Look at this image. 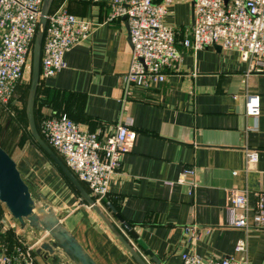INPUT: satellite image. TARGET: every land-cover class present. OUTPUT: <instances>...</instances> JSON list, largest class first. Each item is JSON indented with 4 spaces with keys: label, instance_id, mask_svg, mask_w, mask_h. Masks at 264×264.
Instances as JSON below:
<instances>
[{
    "label": "crops",
    "instance_id": "0c3cea01",
    "mask_svg": "<svg viewBox=\"0 0 264 264\" xmlns=\"http://www.w3.org/2000/svg\"><path fill=\"white\" fill-rule=\"evenodd\" d=\"M193 2L172 0L164 15V22L176 32L181 54L177 68L167 70L164 81L133 87L125 94L121 77L128 68L131 43L124 18L109 20L112 7L106 2L53 0L50 10L62 5L95 25L87 39L64 54L65 67L40 82L37 118L63 113L81 128L98 132L101 139L120 119H130L135 138L109 181L101 207L151 264L155 263L107 204L161 264H181L183 253L230 256L239 238H246V259L264 264V229L226 225L230 190H246L251 207L256 194H264V67L249 70L235 50L216 45L198 50L184 47L181 40L193 23ZM246 91L259 95L256 120L245 115ZM0 145L18 164L10 149ZM244 148L258 152V160L249 167ZM46 161L47 168L40 173L41 181H46L42 186L40 179L34 186L22 176L36 196H45L98 264H138L75 187ZM186 167L194 168L196 186L191 194L177 182ZM10 224L15 226L9 228ZM186 227L194 230L186 232ZM15 234L34 246V264H47L35 253L40 239L29 228L21 229L0 202V239L10 247Z\"/></svg>",
    "mask_w": 264,
    "mask_h": 264
},
{
    "label": "built area",
    "instance_id": "2783aa9c",
    "mask_svg": "<svg viewBox=\"0 0 264 264\" xmlns=\"http://www.w3.org/2000/svg\"><path fill=\"white\" fill-rule=\"evenodd\" d=\"M42 1L0 0V103L4 106L15 102L20 81L30 64ZM93 1L111 5L109 20L124 18L127 23L131 50L128 68L121 77L125 94L133 87L145 88L152 82H162L167 70L177 68L181 54L176 47V32L164 22L166 7L172 0ZM94 25L95 22L78 18L62 5L49 11L41 48L40 82L54 77L65 67L64 54L87 39ZM181 44L192 50L212 45L235 50L240 60L247 62L249 70H262L264 0H194L193 23ZM244 112L256 120L260 114L258 94L244 93ZM129 124V118L120 119L114 130L101 139L98 132L81 128L62 113L43 118L39 128L43 139L101 206L109 181L118 170L129 141L135 138ZM244 156L246 167L258 160L254 149L244 148ZM193 175L194 168L186 167L177 179L189 194L196 186ZM226 210L227 226L264 229L263 193L256 194L251 207L246 190H230ZM13 226L10 224L9 228ZM185 230L192 232L194 228ZM246 250V238H239L233 255L203 258L195 253H183L181 264H251L245 257ZM0 264H34V246L17 234L10 247L0 239Z\"/></svg>",
    "mask_w": 264,
    "mask_h": 264
},
{
    "label": "water",
    "instance_id": "95a60500",
    "mask_svg": "<svg viewBox=\"0 0 264 264\" xmlns=\"http://www.w3.org/2000/svg\"><path fill=\"white\" fill-rule=\"evenodd\" d=\"M53 0H43L41 5L38 27L32 45L31 77L27 92L25 114L29 132L38 146L47 154L55 166L71 182L82 198L100 216L121 244L130 252L138 264H148L143 255L132 245L130 240L109 219L102 207L94 202V199L69 170L60 157L47 144L38 131L34 106L37 88L40 84V58L42 42L47 22V14L50 11ZM220 48L219 45H216ZM0 202L5 205L9 214L18 222L21 229L29 228L33 236L39 240L35 253L47 264H98L86 251L75 236L67 229L57 215L56 209L46 200L45 196L34 195L28 183L23 179L15 160L0 145ZM111 212L121 222L138 246L146 251L147 256L155 264H161L153 255L137 233L117 213L116 209L107 204Z\"/></svg>",
    "mask_w": 264,
    "mask_h": 264
},
{
    "label": "rangeland",
    "instance_id": "374dc122",
    "mask_svg": "<svg viewBox=\"0 0 264 264\" xmlns=\"http://www.w3.org/2000/svg\"><path fill=\"white\" fill-rule=\"evenodd\" d=\"M30 77L31 61L25 71L23 79L20 81L16 93L17 97L13 105H0V143L6 149H10L8 151L19 159L17 167L22 176L24 177L26 175L25 178L30 180L34 186H37L39 179L40 181L43 180L41 174L47 168L46 164L48 165L49 162L33 147L30 143L31 139L27 135L29 129L25 119V106ZM40 121L38 117V123ZM45 182L41 181L39 187Z\"/></svg>",
    "mask_w": 264,
    "mask_h": 264
},
{
    "label": "trees",
    "instance_id": "16d2710c",
    "mask_svg": "<svg viewBox=\"0 0 264 264\" xmlns=\"http://www.w3.org/2000/svg\"><path fill=\"white\" fill-rule=\"evenodd\" d=\"M38 89V88H37ZM36 96H37V93H36ZM53 115H55V114H53ZM34 116H35V121H36V125H37V128H38V131H39V133L41 134V132H40V128H39V124H40V122L42 121V119L43 118H45V117H48V116H45V117H43V118H41V121L38 123V118H37V109H36V97H35V106H34ZM49 116H52V115H49ZM25 119H26V114H25ZM26 122H27V119H26ZM28 125V124H27ZM28 137L31 139V144L47 159V160H49L54 166H55V164L50 160V158L47 156V154L38 146V144L34 141V139L32 138V136H31V134H30V132L28 131ZM42 136V135H41ZM23 139H24V137H23ZM55 152V151H54ZM56 153V152H55ZM57 154V153H56ZM58 155V154H57ZM59 156V155H58ZM60 157V156H59ZM60 159L62 160V158L60 157ZM63 161V160H62ZM59 170V169H58ZM59 172H60V174L64 177V179L66 180V182L72 187V188H74L73 187V185L71 184V182L63 175V173L59 170ZM82 183V182H81ZM83 184V186L86 188V190H87V187H86V185L84 184V183H82ZM30 188V190H31V192L34 194V195H36L35 194V192L33 191L34 190V188H33V186L31 187H29ZM88 191V190H87ZM103 202H104V200H103Z\"/></svg>",
    "mask_w": 264,
    "mask_h": 264
}]
</instances>
